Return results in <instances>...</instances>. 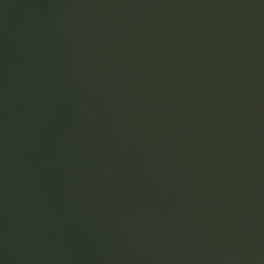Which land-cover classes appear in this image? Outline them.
<instances>
[{
	"label": "water",
	"instance_id": "obj_1",
	"mask_svg": "<svg viewBox=\"0 0 264 264\" xmlns=\"http://www.w3.org/2000/svg\"><path fill=\"white\" fill-rule=\"evenodd\" d=\"M0 264H264V0H0Z\"/></svg>",
	"mask_w": 264,
	"mask_h": 264
}]
</instances>
